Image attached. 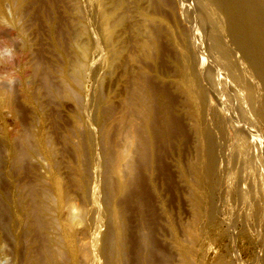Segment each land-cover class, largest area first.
Instances as JSON below:
<instances>
[{"label": "bare ground", "instance_id": "1", "mask_svg": "<svg viewBox=\"0 0 264 264\" xmlns=\"http://www.w3.org/2000/svg\"><path fill=\"white\" fill-rule=\"evenodd\" d=\"M70 1L0 0V65L13 44L31 58L20 100L0 83L19 127L0 126V255L208 264L198 241L221 221L231 264H248L237 224L264 264V0Z\"/></svg>", "mask_w": 264, "mask_h": 264}, {"label": "rangeland", "instance_id": "2", "mask_svg": "<svg viewBox=\"0 0 264 264\" xmlns=\"http://www.w3.org/2000/svg\"><path fill=\"white\" fill-rule=\"evenodd\" d=\"M70 5H71V7H75L74 0L70 1ZM8 15H9L8 18L11 17L9 13H8ZM115 18H116V15H115ZM134 19L137 20V18H135V17H134ZM21 24H22V22H21ZM8 28L9 27H6L5 28L6 31H7ZM43 39H44V41H43ZM5 41H7V39L5 38V40H4V37H2V39H0V44L1 43L5 44L6 43ZM41 41L43 43H45V46H43V48L46 49L49 46V45H47V44H49V41H48V39L46 38L45 35L42 36ZM19 43H20L19 40H16L15 41V44L16 45H19ZM8 46H10V43H9ZM13 46H14V44L11 45V47L8 48V50H11V55H9L7 53L8 51L5 52V58L6 57L7 58L9 57L8 58V63L9 64L12 63L13 67H11V66L7 67L8 66V63H7L6 66L0 65V83L3 84V85H5V86H10L12 88L14 87L15 90H16L15 91V94H16L18 100H20L21 97H22V90L20 89V87L22 86V84H21L22 81L20 80L21 78H20V75H19L20 74L19 73V69H18V66L19 65H17V69H14V68H16L15 63H17L19 59H20L19 60L20 63L21 62L24 63V61L25 60L27 61L28 58L25 59L24 56H23L24 57L23 58L21 56V53L19 52V50L16 52L17 49H16L15 46L14 47ZM19 55L21 56V58L19 57ZM45 55H46L45 56V59L46 60L49 59L51 61H54L53 63H54V66L55 67H57V66H59L61 64V58L58 55H57V57H55V56L53 57L49 53H46ZM238 58H240V57H238ZM21 59H23V60L21 61ZM30 59L31 58H29L28 60L30 61ZM19 62H18V64H19ZM9 79L12 80V81H10ZM54 79L53 80L55 82H58L57 79H56V77H54ZM36 85L37 84L34 83L33 86L35 87ZM69 106H70L69 104H66L64 107H61L60 108V112H61V116L63 117V120L66 118L67 113L71 109ZM25 108H27V107H25ZM26 119L28 120V123H31L32 122L30 120V113L28 114V116L25 115V120ZM31 119H33V116L31 117ZM16 121H17L16 119L14 121V118H12L11 115L9 117V113H7V111L5 110L2 113V119H0V123H1L0 126L1 127L2 126L5 127L7 130H11V131H13V130L15 131L16 130L17 131V128H14V127H18V126H14L15 124L17 125V123H18ZM18 129H19V127H18ZM0 145H1V147H0V149H1L0 150V176H1V178H3L4 177V174H6L5 171H7V167L5 165L6 150L4 149L3 143L0 142ZM57 147H60L61 148L60 145H58ZM31 171L32 172L30 174V179H36L37 176H39L41 173L43 174L45 172V166L42 165V163H41V165H40V167L38 169L37 163L34 162V161H32ZM220 201H222L221 203L223 205L226 203V202H223L224 201L223 198H221ZM225 211L229 215L231 213L232 219L233 218H236L237 212H235V210H232L231 211V208L229 206H226L225 207ZM187 215H188V212L185 214L184 217H187ZM220 222H217V225L214 228L206 229L204 231V233L202 234V236L199 238V241H198V248H197V250L199 251L200 249H204V251H206V256H205L206 260L204 262L205 263H208V264H210L215 259L217 260V264H231L232 263V243H231V240L229 238V234L230 233L228 232V226L225 225V223L223 224V223H220ZM235 229L238 232H240V236L238 237L237 242H236L237 243L236 244V248L241 253L243 261H246L248 264H252V262L254 260V257L257 254L256 253V250H255L254 247L248 245V239H247V235H246L247 232H244L243 229L241 228V226L238 225V224L236 225V228ZM0 264H13V262H12V259H10V256H8V254L2 253L0 255Z\"/></svg>", "mask_w": 264, "mask_h": 264}, {"label": "clouds", "instance_id": "3", "mask_svg": "<svg viewBox=\"0 0 264 264\" xmlns=\"http://www.w3.org/2000/svg\"><path fill=\"white\" fill-rule=\"evenodd\" d=\"M8 51V54L11 55V50H7Z\"/></svg>", "mask_w": 264, "mask_h": 264}]
</instances>
